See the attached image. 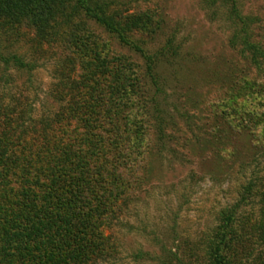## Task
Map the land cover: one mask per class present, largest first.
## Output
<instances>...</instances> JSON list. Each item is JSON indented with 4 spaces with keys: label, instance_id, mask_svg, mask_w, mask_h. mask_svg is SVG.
<instances>
[{
    "label": "trees",
    "instance_id": "16d2710c",
    "mask_svg": "<svg viewBox=\"0 0 264 264\" xmlns=\"http://www.w3.org/2000/svg\"><path fill=\"white\" fill-rule=\"evenodd\" d=\"M237 1L221 0L240 56V78L227 87L240 98V120L225 132L246 139L245 162L264 155V28ZM156 17L147 8L111 9L106 0H0V36L16 32L34 52L60 50L55 111L33 116L26 105L0 102V264H100L116 254L108 231L159 148L160 69L179 54L171 38L145 47ZM114 42L138 53L144 68ZM10 66L31 71L34 63L0 49V74ZM252 171L203 237L205 264H264V162ZM256 197V211L245 214Z\"/></svg>",
    "mask_w": 264,
    "mask_h": 264
},
{
    "label": "rangeland",
    "instance_id": "374dc122",
    "mask_svg": "<svg viewBox=\"0 0 264 264\" xmlns=\"http://www.w3.org/2000/svg\"><path fill=\"white\" fill-rule=\"evenodd\" d=\"M106 1L111 9L155 10L160 23L145 47L157 49L171 38L179 54L160 69L163 138L157 152L150 151L138 191L108 231L118 242L116 254L99 263L205 264L203 237L216 224L219 210L238 200L242 184L264 162L257 153L242 161L240 142L246 139L228 140L225 132L229 121L240 120V98L227 91L231 79L240 78V56L228 41L226 7L221 0ZM237 2L264 28V0ZM114 47L144 68L138 53L117 42ZM0 49L34 63L31 71L10 66L0 74V102L26 105L33 116L55 111L59 103L50 93L60 50L34 52L13 31L0 36ZM257 200L242 212L254 213Z\"/></svg>",
    "mask_w": 264,
    "mask_h": 264
}]
</instances>
